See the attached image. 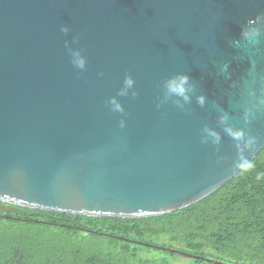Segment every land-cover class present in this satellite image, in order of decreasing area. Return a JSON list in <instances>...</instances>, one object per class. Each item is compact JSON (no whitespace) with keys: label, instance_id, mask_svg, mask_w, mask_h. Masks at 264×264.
I'll use <instances>...</instances> for the list:
<instances>
[{"label":"water","instance_id":"95a60500","mask_svg":"<svg viewBox=\"0 0 264 264\" xmlns=\"http://www.w3.org/2000/svg\"><path fill=\"white\" fill-rule=\"evenodd\" d=\"M256 17L264 0H0V201L139 219L216 192L239 173L227 126L257 138L247 159L264 149V31L255 44L242 36ZM178 75L190 77V101L165 99ZM205 128L219 145L202 142Z\"/></svg>","mask_w":264,"mask_h":264},{"label":"trees","instance_id":"16d2710c","mask_svg":"<svg viewBox=\"0 0 264 264\" xmlns=\"http://www.w3.org/2000/svg\"><path fill=\"white\" fill-rule=\"evenodd\" d=\"M204 200L157 217H90L0 201V264H170L180 250L213 264H264V149ZM155 246V247H152Z\"/></svg>","mask_w":264,"mask_h":264},{"label":"clouds","instance_id":"9594fccd","mask_svg":"<svg viewBox=\"0 0 264 264\" xmlns=\"http://www.w3.org/2000/svg\"><path fill=\"white\" fill-rule=\"evenodd\" d=\"M261 23H264V17H256L255 19L249 20L248 26L242 30V36L243 38L249 43V44H255L259 37L262 34V27L260 26ZM63 31H67V28L62 29ZM71 63L74 67L83 70L86 67L87 60L86 57L80 52L75 51L71 54ZM102 75V73H101ZM250 75L253 76V81L255 82V67L253 66V71L250 73ZM134 79L131 76L126 77L124 81V88L121 89L120 95L126 96L128 95L129 89H132L134 86ZM165 99L171 96L176 97H182L184 101H190L191 97L189 93L194 89V86L190 83V77L187 75H178L174 76L171 79H168L165 82ZM249 94L252 97L256 96V92L254 90H249ZM133 96L137 95L136 92L132 93ZM206 102V98L204 96L198 97V103L201 105H204ZM112 105V111L114 112H124L123 106L115 99L112 98L110 101ZM261 105H264V100H261ZM159 106V105H158ZM256 111H259V106L256 107ZM255 113L252 110L245 111L244 113V120L245 123H249L252 118H254ZM228 120V116L224 115L220 118V122L226 124ZM125 126V121H120V127L123 128ZM205 133L207 134L203 139V143L208 142V138H212V143L215 145H219L221 137L218 133H216L212 129L205 128ZM225 131L228 133L230 137L233 138V140L236 141L238 152H239V163L236 165V169L241 174H248L251 173L256 165L254 161L251 159H247L243 153L245 151L248 152H255L258 147V140L255 136L252 135H246L243 129H234L231 126H227L225 128ZM255 179L256 181H264V171H257L255 172Z\"/></svg>","mask_w":264,"mask_h":264},{"label":"rangeland","instance_id":"374dc122","mask_svg":"<svg viewBox=\"0 0 264 264\" xmlns=\"http://www.w3.org/2000/svg\"><path fill=\"white\" fill-rule=\"evenodd\" d=\"M167 259L170 262V264H211V263H207V262L198 263L191 258H186V257L181 256V255L168 256Z\"/></svg>","mask_w":264,"mask_h":264}]
</instances>
